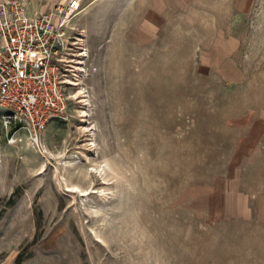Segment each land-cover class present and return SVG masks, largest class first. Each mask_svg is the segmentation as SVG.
Wrapping results in <instances>:
<instances>
[{
  "label": "rangeland",
  "instance_id": "1",
  "mask_svg": "<svg viewBox=\"0 0 264 264\" xmlns=\"http://www.w3.org/2000/svg\"><path fill=\"white\" fill-rule=\"evenodd\" d=\"M70 27L64 117L0 123V264H264V0H83Z\"/></svg>",
  "mask_w": 264,
  "mask_h": 264
},
{
  "label": "built area",
  "instance_id": "2",
  "mask_svg": "<svg viewBox=\"0 0 264 264\" xmlns=\"http://www.w3.org/2000/svg\"><path fill=\"white\" fill-rule=\"evenodd\" d=\"M82 3L32 11L22 0L0 1V123L9 142L26 135L38 143L49 123L66 114L75 43L70 24Z\"/></svg>",
  "mask_w": 264,
  "mask_h": 264
},
{
  "label": "bare ground",
  "instance_id": "3",
  "mask_svg": "<svg viewBox=\"0 0 264 264\" xmlns=\"http://www.w3.org/2000/svg\"><path fill=\"white\" fill-rule=\"evenodd\" d=\"M81 63V62H80ZM75 85H80V83L77 81V82H75ZM78 97L79 98H81V100H80V102H82L83 103V107H82V110H81V112H82V116L84 117L81 121L83 122V123H87V124H90V122H88V120H87V112H86V109H85V106H86V99H85V94H84V89H83V87H79V90H78ZM85 163H89V160L87 159L86 160V162ZM68 169V167H66V170ZM105 183V182H104ZM73 187V189H69V190H71V191H73L74 190V188H76V186L75 185H73L72 186ZM94 191L93 190H91V191H88V190H86V194H88V193H93ZM89 195V194H88Z\"/></svg>",
  "mask_w": 264,
  "mask_h": 264
},
{
  "label": "crops",
  "instance_id": "4",
  "mask_svg": "<svg viewBox=\"0 0 264 264\" xmlns=\"http://www.w3.org/2000/svg\"><path fill=\"white\" fill-rule=\"evenodd\" d=\"M0 1H2V0H0ZM26 3V2H25ZM27 4V3H26ZM61 4V3H60ZM28 5V4H27ZM29 6V8L32 10V11H36V9H32L31 7H30V5H28ZM55 6V5H54ZM54 6H52V7H54ZM48 9H50V8H48ZM48 9H45V10H48ZM45 10H38V11H45ZM263 147H264V144H263Z\"/></svg>",
  "mask_w": 264,
  "mask_h": 264
}]
</instances>
